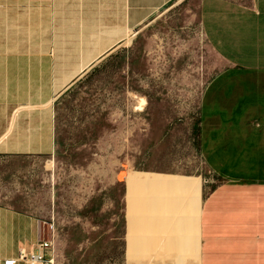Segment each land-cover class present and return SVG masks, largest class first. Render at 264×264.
<instances>
[{"label": "rangeland", "instance_id": "1", "mask_svg": "<svg viewBox=\"0 0 264 264\" xmlns=\"http://www.w3.org/2000/svg\"><path fill=\"white\" fill-rule=\"evenodd\" d=\"M7 1L20 28L3 41L30 44L45 78L51 60L48 97L66 84L48 103L53 152L0 153V202L40 220L50 264H201L202 200L216 181L200 139V0H176L127 31L117 11L114 28L91 19L83 0H67L65 19L59 0ZM32 10L51 13V34L31 26Z\"/></svg>", "mask_w": 264, "mask_h": 264}, {"label": "crops", "instance_id": "2", "mask_svg": "<svg viewBox=\"0 0 264 264\" xmlns=\"http://www.w3.org/2000/svg\"><path fill=\"white\" fill-rule=\"evenodd\" d=\"M175 1L83 0L91 19L111 20L106 26L97 23L105 28L115 27L117 11L125 19V31ZM59 3V18L65 19L67 0ZM9 4L5 0L0 5V153L51 154L56 133L48 103L66 83L54 98L48 97L40 90L41 82L51 79V60L46 62L45 78L37 68L44 61L39 59L36 66L30 60V44L3 41L2 36L18 35L20 28L18 13L8 16ZM30 14L39 20L31 26L51 34L50 12ZM198 15L209 54L200 139L203 160L216 181L202 200L201 264H264V0H200ZM48 45L40 44L39 51L49 50ZM40 235L36 216L0 202V264L17 259L22 248L34 251ZM15 264L29 263L17 259Z\"/></svg>", "mask_w": 264, "mask_h": 264}, {"label": "built area", "instance_id": "3", "mask_svg": "<svg viewBox=\"0 0 264 264\" xmlns=\"http://www.w3.org/2000/svg\"><path fill=\"white\" fill-rule=\"evenodd\" d=\"M50 245L51 242L46 239L41 232V235L35 244V250L26 252L25 250L21 249L17 259L28 262L29 264H45L46 262L50 264L53 259L48 260L45 256V253L47 252V249L50 247ZM17 259L7 258L3 260V264H15Z\"/></svg>", "mask_w": 264, "mask_h": 264}, {"label": "bare ground", "instance_id": "4", "mask_svg": "<svg viewBox=\"0 0 264 264\" xmlns=\"http://www.w3.org/2000/svg\"><path fill=\"white\" fill-rule=\"evenodd\" d=\"M40 226H41V224H40ZM45 228V227H44ZM23 249V248H22ZM54 262V261H53Z\"/></svg>", "mask_w": 264, "mask_h": 264}]
</instances>
